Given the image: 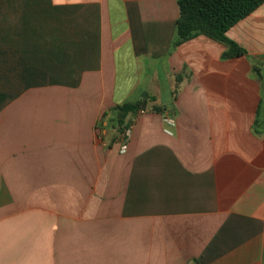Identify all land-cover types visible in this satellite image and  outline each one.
<instances>
[{"label":"crops","instance_id":"1","mask_svg":"<svg viewBox=\"0 0 264 264\" xmlns=\"http://www.w3.org/2000/svg\"><path fill=\"white\" fill-rule=\"evenodd\" d=\"M178 17L0 0V264H264V4L234 59L206 36L171 52ZM146 97L165 109L122 152L111 110Z\"/></svg>","mask_w":264,"mask_h":264},{"label":"trees","instance_id":"2","mask_svg":"<svg viewBox=\"0 0 264 264\" xmlns=\"http://www.w3.org/2000/svg\"><path fill=\"white\" fill-rule=\"evenodd\" d=\"M179 17L171 52L181 44L199 36H206L226 47L223 59H234L247 55V51L227 36V32L238 22L248 17L264 4V0H177ZM173 91L176 99L178 83ZM149 97L136 101H127L115 106L111 112L117 123L118 135H123L129 127L130 119L140 110L162 113L164 106L156 104V98ZM107 114H105L106 116ZM112 120V119H111Z\"/></svg>","mask_w":264,"mask_h":264},{"label":"built area","instance_id":"3","mask_svg":"<svg viewBox=\"0 0 264 264\" xmlns=\"http://www.w3.org/2000/svg\"><path fill=\"white\" fill-rule=\"evenodd\" d=\"M141 111L144 112V110H141ZM163 120H164V122L167 123L169 126H174V125H175V121H174V119L171 118V117L166 116V117L163 118ZM167 132H169L168 129H167ZM127 137H128V131L126 132L125 136L123 137V140H124V141H123V145H122V147H121V151H122V152H125L126 149H127Z\"/></svg>","mask_w":264,"mask_h":264},{"label":"rangeland","instance_id":"4","mask_svg":"<svg viewBox=\"0 0 264 264\" xmlns=\"http://www.w3.org/2000/svg\"><path fill=\"white\" fill-rule=\"evenodd\" d=\"M166 93H167V92H166ZM162 96H163V97H166V94H165V92H162Z\"/></svg>","mask_w":264,"mask_h":264},{"label":"water","instance_id":"5","mask_svg":"<svg viewBox=\"0 0 264 264\" xmlns=\"http://www.w3.org/2000/svg\"><path fill=\"white\" fill-rule=\"evenodd\" d=\"M147 94H144V96H146Z\"/></svg>","mask_w":264,"mask_h":264}]
</instances>
